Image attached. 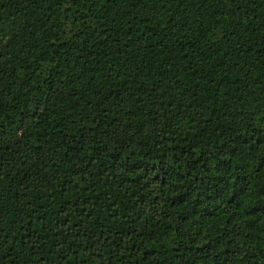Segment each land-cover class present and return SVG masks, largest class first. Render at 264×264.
Instances as JSON below:
<instances>
[{
  "label": "trees",
  "instance_id": "16d2710c",
  "mask_svg": "<svg viewBox=\"0 0 264 264\" xmlns=\"http://www.w3.org/2000/svg\"><path fill=\"white\" fill-rule=\"evenodd\" d=\"M0 264H264V0H0Z\"/></svg>",
  "mask_w": 264,
  "mask_h": 264
}]
</instances>
